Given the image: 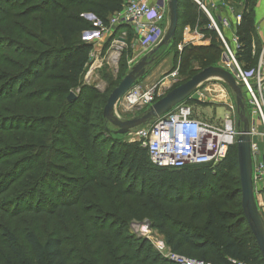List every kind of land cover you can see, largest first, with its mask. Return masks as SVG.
<instances>
[{
  "label": "trees",
  "instance_id": "trees-1",
  "mask_svg": "<svg viewBox=\"0 0 264 264\" xmlns=\"http://www.w3.org/2000/svg\"><path fill=\"white\" fill-rule=\"evenodd\" d=\"M123 1L39 0L41 5H36L32 11L24 13L25 17L33 12L38 13L35 18L38 32L48 43L53 44L30 53H18V49L13 47L14 43L8 44L7 50L20 59L11 65L13 71L9 70L0 75V102L14 101V105L22 111L16 116L12 115L13 112L10 113V118L28 119H7L0 123V130L4 132L8 127L17 128L24 123L26 125L23 128L29 127L31 135L36 130L33 125L41 120L48 124L45 129L47 137H44L45 141H37L39 145L28 141L17 142L18 145L7 143L6 140L0 141V155L17 151L19 146L21 152H31L30 155L14 161L0 160V166L4 167L0 168V192L3 193L9 188L8 185L3 187L4 182L16 173L19 166L23 163L26 166L36 159L32 166L36 175L24 182L22 194L15 197L17 199L14 201L13 210L18 213L33 211L37 216L52 218L57 213L71 212L72 209L79 208V197L88 194L90 187L95 188L98 193H102L104 189L114 192L122 201L129 200L130 205L136 208V212L128 209L124 217L117 216L114 210L98 208L95 214L104 215L103 224L97 223L95 218L86 217L85 222L91 235L99 239H109L114 245L116 264H175L156 250L147 239L132 232L128 225L129 220L143 218L147 219L152 229L164 234L165 245L172 252L212 264H264V257L240 206L235 146H231L226 157L215 164H190L180 169L153 165L149 161L146 148L138 142L124 145L121 155H117L112 147L103 155L101 148L105 140L102 141L101 133L94 130L92 101L88 102L84 94H79V110L73 111L72 104L75 102L73 99L67 100L71 88H82L81 80L92 47L79 38L82 31L93 28V24L82 14L92 13L106 24L109 15L122 9ZM177 4L178 22L171 40L173 47L179 41L176 33L180 28L182 10L188 9V19L185 22L193 25L196 18L191 9L196 7L193 2L177 0ZM245 11L241 14V22L237 28L239 46L235 55L243 67H250L255 63V57L251 54L255 30L252 17L246 19ZM7 15V7L0 3V21ZM201 16L202 22L208 25L207 16L204 13ZM201 28L205 34H214V29L205 25ZM197 47L199 46L184 48L183 60L187 62L195 57L203 60L204 66H211L210 62L216 59L213 51L208 47L204 49L206 51L198 54ZM26 55L31 56L30 59L22 61ZM203 57L207 59L204 60ZM46 81L51 85L41 86ZM106 81L109 85L108 92L110 87L116 86V81H112L110 76ZM19 100L25 103L17 105ZM82 108L84 111H81ZM11 109L14 110L15 107ZM36 115L47 116L48 119L36 120L33 117ZM51 121L54 124L51 125ZM66 137L70 138L68 143H64ZM30 144L31 147H27ZM74 145L80 147L81 157L73 154ZM51 156L75 160V166L65 168L61 165L63 168L58 174L51 168L45 171V163L51 162ZM41 157L44 158L38 161ZM73 170L81 172V176H77L75 181H83L78 197L70 202L62 201L64 191H61L58 197L53 195L49 205H45V195L39 197L41 191L38 188L44 184L50 187L57 180L56 175L63 177L64 172L71 174ZM87 172L90 173L89 177ZM167 177L172 183L166 186ZM186 193L188 196L184 198ZM35 195L36 200L33 201ZM64 245L60 225H56V233L45 238L38 237L32 230L23 231L19 238L10 228L0 226V264H70ZM121 249L125 250L123 254L119 253ZM84 264H95V261L88 260Z\"/></svg>",
  "mask_w": 264,
  "mask_h": 264
},
{
  "label": "rangeland",
  "instance_id": "rangeland-1",
  "mask_svg": "<svg viewBox=\"0 0 264 264\" xmlns=\"http://www.w3.org/2000/svg\"><path fill=\"white\" fill-rule=\"evenodd\" d=\"M0 3H2L3 6H6L8 11L7 17L0 21V75H3V72H7L9 70L13 71L11 69V65L20 59H18L15 55L13 56L7 50L9 43L15 44L13 47H15L16 50L18 49V53H26V51H29L30 53L31 51L33 52L45 49L46 45L51 46L53 42L48 43V41H46L45 38H42L39 34L36 23L37 21L35 20L38 13L33 12L28 17L24 16V13L32 11L36 5H41L39 0H0ZM227 3L228 5L225 7V15L230 23L228 27H231L230 29H233V31L236 32L239 26L237 25V16H240L241 22V14L243 13V10H246V19L247 17L248 19L249 17H253L254 6L257 4V0H244L242 7L241 4L238 5L235 13L230 10L232 5H229V0ZM195 5L196 7L194 9L191 8L192 13L196 14L195 24L192 26L197 24L199 27H204V25L207 27V23L202 22L201 13L204 12H202L197 4ZM84 14L86 15L89 13L87 12ZM187 17L188 9L182 10L179 20L180 28L184 25V23L187 24V22H185L188 19ZM179 31L176 33L178 38H180ZM221 32L224 36V30ZM206 35L208 40L202 42L206 44L197 47L199 48L197 50L198 54L203 53V50L209 47V50L213 51L214 57H216V59L213 62H210L209 65L220 66L229 71L232 63L224 43L215 30L214 34L207 32ZM81 36L82 33L79 38H81ZM121 36L125 37L126 42L118 43L119 50L117 48L108 47L111 41H113V43H117L114 39H109V41H107L108 33L107 36L106 34L103 36V43L99 45L98 43H94L91 45L92 47L88 53V61L81 80L82 88L80 86L70 89V92L75 94V98L72 100L75 102L72 104L73 111L79 110V104L77 102L79 94H84L83 96L88 102L92 101L91 110L94 112L93 117L95 118L92 122L93 127L96 132L101 133L100 137L102 141L105 140L101 148V153L103 155L108 152L109 147H112V150L116 151L117 155H121L124 149L123 146L127 143L138 142L141 145V142L136 136V131H138L141 127H144V125H140L132 128L126 134H117L115 132L117 128L111 125L110 122L105 120L103 117V107L105 101L110 91L114 88L110 87L107 92L109 85L106 78L110 76L112 81H116L117 85L120 79L128 73L131 67L140 61L144 55H148L149 51L156 46V42L142 43V41L138 40L139 38L133 36L132 34L126 33L125 35L121 34ZM227 43H229L228 40ZM189 46L186 47H194ZM114 55H117L116 58H113ZM30 57L31 56L26 55L22 58V61H28ZM206 59L204 58V60ZM202 62L203 60L195 57H192L185 62L181 51L176 48V46L173 47L170 42L167 45L161 46L155 52L152 62L145 66L144 74L140 76L135 83L143 89L156 86L157 88H161L162 93L165 94L171 88L185 82L194 73L206 67ZM173 72H175V74L174 76H171V73ZM250 81L252 83L254 82L253 79H250ZM49 85H51L50 82L46 81L45 83H42L41 86ZM241 91L243 96L246 97L244 88H241ZM94 96L96 97L94 98ZM192 97H199L200 101L192 102L188 100V102L193 105L194 109L199 111L201 110L203 116L206 117L209 116V114H216V118L222 117L226 110L225 103L235 102L233 91L223 80L216 77L202 82L196 88L195 92L192 93ZM24 103L25 102L23 100L17 101V105H22ZM11 107H15V109L12 110ZM21 108L22 106H20V109ZM144 109L145 108L143 107H128L124 105L123 100H120L116 102L113 111L119 119L125 120L141 115ZM81 111H84V109L82 108ZM12 112L13 116H16L17 113H22V111L14 105V101L9 102L3 100L0 102V123H4L7 119L15 118H10L12 116L10 113ZM246 112L248 113V109ZM33 117L36 120L48 119L47 116L36 115ZM15 119L25 121L28 118ZM50 123L51 125L54 124L52 121ZM23 125L26 124L23 123ZM23 125H18L19 127L17 128L8 127V130H14L13 132L8 130L3 132L0 130V141L6 140L8 141L7 143H13L16 145H18L17 142L20 141L24 143H26L25 141H28V143H32L33 145H39L37 141H45L44 137H47L45 129L48 124L41 122V120L38 122L36 121V124L33 125L36 130L31 135L29 134V127L23 128ZM107 131L110 133L108 134ZM69 140L70 138L66 137L64 143H68ZM19 147H17V151H10L6 154L0 155V160L8 159V161H14L27 154H31V152H29L30 150H28V152H21ZM27 147H31V144ZM74 148L75 150L73 154L81 157L82 153L80 152V147L78 145H74ZM43 158L44 157L38 158V161ZM49 160L51 162L47 163L46 161L44 169L47 171L51 168L56 174L61 173L60 169L63 168L61 165H64L65 168H72L75 166V160L73 161L54 156H51ZM31 161L32 163L26 164V166L24 163L19 166L16 173L4 182L3 187L8 185L9 188L3 193L0 192V226L2 225L10 228L16 233V235L19 236V238L21 233L25 230H32L38 237L45 238L49 234L56 233V225H60L63 232V240L65 242L64 251L70 259V264H84L88 260L91 262L95 261V264H116L114 263V245L111 244L109 239L105 240L101 236L100 239L99 237H93L90 233L88 225L85 222L86 217L95 218L97 223L103 224L104 215L95 214V210L98 208L101 210H114L116 215L120 217H124L125 212L131 209L136 212V208L130 205L129 200L122 201L115 195L114 192L104 189L102 193H98L95 188L90 187L88 194L79 197V208L72 209L71 212H63L62 214L57 213L53 215L52 218L46 217L45 215L37 216V214L33 211L18 213L13 210L15 205L14 201L22 194L24 182H26L27 179L31 178L33 175H36L35 171L32 169L36 159ZM69 161H71L70 166L68 165ZM29 166L31 169H29ZM96 166V168L99 167L97 163ZM2 167L3 166H0V168ZM69 176L72 178H69ZM77 176H81L80 170H73L71 174L64 172L63 177H58L56 175L55 179L57 180L52 182L50 187L44 184L42 187L38 188L41 191V193H39V197L42 194L43 196L45 195L43 203H45V205H49L50 203L48 202H51L53 195L58 197L60 192L64 191L61 196L62 201L69 200L70 202L71 200H75L76 197H78V191H80L81 184L83 183V181H75L77 180ZM87 176H90L89 172H87ZM70 180L74 182H71ZM168 180L169 178L167 177L166 186L172 183ZM61 182L62 185H59ZM148 187L151 188V185L148 184ZM74 194H76L75 197L73 196ZM187 196L188 194L186 193L184 198ZM35 200L36 195L33 198V201ZM88 220L91 221L93 219ZM128 225L133 233L147 239L149 243L164 256L168 249L165 245L164 234L160 233L156 229H152L146 218L129 220ZM99 235L101 234L99 233ZM124 252V249L119 251L120 254H123Z\"/></svg>",
  "mask_w": 264,
  "mask_h": 264
},
{
  "label": "built area",
  "instance_id": "built-area-1",
  "mask_svg": "<svg viewBox=\"0 0 264 264\" xmlns=\"http://www.w3.org/2000/svg\"><path fill=\"white\" fill-rule=\"evenodd\" d=\"M193 1L208 17L207 27L214 29L224 43L232 63L229 72L235 83L245 90L246 97L243 94L242 97L244 112L248 119L251 178L254 194L260 193L264 204V38L256 63L250 67H243L235 56L239 46L238 37L233 36L231 42L234 46H229L221 32L229 26L228 20L219 12L216 5L206 6L203 0ZM164 3L165 0H127L122 4L120 11L107 18L106 24L92 13L82 14L93 24V28L82 31L81 39L92 45L108 28L122 24V27L131 26L145 42L157 44L163 37L169 22ZM239 22L240 16H237V23ZM183 30L187 32L184 38L186 42H194V36L200 39L204 37L202 33L197 32L196 28L191 29L185 26ZM190 35L192 38L188 37ZM114 41L117 43H112L111 48L119 50L118 43L121 40L114 39ZM254 50L255 46L252 43V55L255 53ZM174 74L175 72L171 73V76ZM250 79L254 82L252 83ZM161 94V88L156 86L143 89L133 84L120 100L131 108H148ZM191 99L200 101L199 97ZM225 104V113L216 121L196 116L193 113V106L188 101H183L171 108L169 112L146 123L144 127L136 131V136L141 146L146 148L149 161L158 167L180 169L190 164H215L224 159L229 148L236 146L237 137L241 134L236 103L226 102ZM164 256L175 264H212L169 249Z\"/></svg>",
  "mask_w": 264,
  "mask_h": 264
},
{
  "label": "water",
  "instance_id": "water-1",
  "mask_svg": "<svg viewBox=\"0 0 264 264\" xmlns=\"http://www.w3.org/2000/svg\"><path fill=\"white\" fill-rule=\"evenodd\" d=\"M168 7V27L165 30L163 37L156 44L155 48L149 51L148 55H144L128 71L117 85L110 91L104 107L103 117L116 127L117 134H126L132 128L148 123L154 118H157L171 108L183 101H188L192 97V93L204 81L216 77L223 80L227 86L233 91L239 123L241 125V134L237 137L236 142V158L238 165L239 183H240V206L243 212L245 221L256 241V244L264 257V221L257 208L254 199V189L251 178L252 161L250 151V137L248 135V119L244 112V102L241 88L235 83L232 74L220 66H207L195 74H193L185 82L171 88L155 102H153L146 111L136 117L121 120L114 114V106L125 92L135 83V81L144 74L145 66L152 62L153 55L161 46L167 45L174 37L177 22H178V4L177 0H167ZM123 40L122 38L120 39ZM152 55V56H151ZM75 98L73 92H69L67 100Z\"/></svg>",
  "mask_w": 264,
  "mask_h": 264
},
{
  "label": "crops",
  "instance_id": "crops-1",
  "mask_svg": "<svg viewBox=\"0 0 264 264\" xmlns=\"http://www.w3.org/2000/svg\"><path fill=\"white\" fill-rule=\"evenodd\" d=\"M126 1L127 0H124L123 3H125ZM166 1L167 0H165V3H164L165 4L164 10H166V12L168 13V7H167V2ZM191 1H193V0H191ZM243 1L244 0H229V5H232V7H230V10L233 13H235V10L238 8V5L241 4V7H242ZM193 2L195 3V1H193ZM203 2H204V4L206 6H211V4L216 5L217 6V9L219 10V12H221L222 15L228 20V18L225 15V10H226L225 7L228 5V3H227L228 0H203ZM112 15H114V13L111 14V15H109L108 17H110ZM252 20H253L254 30H255V38L252 41V43L255 46V50H254L255 53L252 56L255 57V63H256V60H257V57H258V52L261 49L262 41H263V38H264V0H257V4L254 6V12H253ZM228 22H229V20H228ZM239 24H240V22L237 23V25H239ZM121 25L122 24H119L118 26H112V27L108 28V30L101 35L100 39H98L94 43H98V45L101 44V43H103V36L105 34L107 36V33H108V37H107L108 39H107V41H109V39L112 40V39H115V38L116 39H121L122 38L123 40H122V42L120 41V43H125L126 42V39H125V37L121 36V34L122 35H125L126 33H128V34H132L133 36L139 38L138 40L142 41V43L143 42L145 43V41H143V39L140 38V36H138L136 34V32L132 29L131 26H129V27L128 26L127 27L126 26L125 27H122ZM229 25H230V23H229ZM185 26H188L191 29L196 28L197 32L202 33L204 37L202 39H200V38H198V36H194V42H192V41H188V42L184 41V38L186 37V34H187V32L185 30H183ZM108 27H109V25H108ZM230 28L229 27H226L225 29H223L224 30V39L226 41L228 40V42H229L228 44L230 46H234V44L231 42V39L233 38V36H237L238 37L237 30H236V32H234L233 29H230ZM201 29L202 28L199 27L197 24L194 25V26H192L189 23H187L186 25L184 24L183 27H182V29H181L180 38H179L178 43L176 44V48H178L181 51V53H182L183 49L186 48V46H189V45L190 46H200V45L206 44V43H202V42L203 41H207L208 40V37L203 32V30H201ZM188 37L192 38V35H190ZM196 38H197V40H196ZM135 40H137V39H135ZM198 41H199V43H198ZM112 43H113V41H111L109 43V45H108L109 48H111ZM146 43H148V42H146ZM251 50H252V44H251ZM235 54H236V52H235ZM255 63H253V65ZM134 84H136V83H134ZM163 94L164 93H162L161 96ZM189 100L192 101V102H198L196 99H189ZM201 112H202L201 110L200 111L199 110H196L193 107V113L196 116L205 117L207 119L215 120V121L221 118V117L216 118V114L215 115L214 114H212V115L209 114V116L206 117V116H203V114ZM143 125H145V124H143ZM254 199H255L257 208H258V210H259V212H260V214H261V216L263 218V221H264V204L262 203V197H261L260 193L254 194Z\"/></svg>",
  "mask_w": 264,
  "mask_h": 264
},
{
  "label": "bare ground",
  "instance_id": "bare-ground-1",
  "mask_svg": "<svg viewBox=\"0 0 264 264\" xmlns=\"http://www.w3.org/2000/svg\"><path fill=\"white\" fill-rule=\"evenodd\" d=\"M117 55L113 56V58H116Z\"/></svg>",
  "mask_w": 264,
  "mask_h": 264
},
{
  "label": "flooded vegetation",
  "instance_id": "flooded-vegetation-1",
  "mask_svg": "<svg viewBox=\"0 0 264 264\" xmlns=\"http://www.w3.org/2000/svg\"><path fill=\"white\" fill-rule=\"evenodd\" d=\"M152 55H153V54H152ZM152 55H151V56H152Z\"/></svg>",
  "mask_w": 264,
  "mask_h": 264
}]
</instances>
